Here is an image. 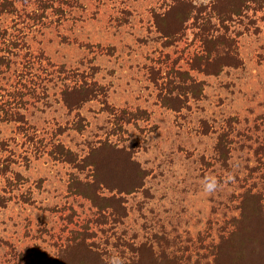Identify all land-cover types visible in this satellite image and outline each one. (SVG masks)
Returning a JSON list of instances; mask_svg holds the SVG:
<instances>
[{
    "label": "rangeland",
    "instance_id": "374dc122",
    "mask_svg": "<svg viewBox=\"0 0 264 264\" xmlns=\"http://www.w3.org/2000/svg\"><path fill=\"white\" fill-rule=\"evenodd\" d=\"M7 1L0 264H73L68 245L85 236L107 262L147 264L151 253L167 264L158 257L171 251L179 264H213L239 196L264 197V0ZM228 9V18L219 14ZM157 15L177 33L163 37ZM217 35L235 59L213 74L201 59L205 39ZM179 76L202 91L181 94L173 110L160 97L177 91ZM80 84L94 97L66 108L62 91ZM219 138L227 161L216 152ZM101 141L128 152L141 174L126 194V169L101 161L108 207L98 209L69 185L88 179L77 163ZM58 142L73 162L53 156ZM206 178L217 181L214 191L204 190Z\"/></svg>",
    "mask_w": 264,
    "mask_h": 264
},
{
    "label": "trees",
    "instance_id": "16d2710c",
    "mask_svg": "<svg viewBox=\"0 0 264 264\" xmlns=\"http://www.w3.org/2000/svg\"><path fill=\"white\" fill-rule=\"evenodd\" d=\"M178 3V1L176 0ZM241 4V3H240ZM10 5L7 0L0 2V14L4 12ZM236 12V11H235ZM224 13V18H228L232 13L230 9L221 11L219 14ZM177 21H179L177 19ZM156 26L161 35L165 38H169L177 32L171 30L169 26V16L157 15ZM207 55L203 56L201 62L204 64V68H211L213 74H217L222 67L231 66L235 58L231 55V45L225 40L224 36L217 35L211 40L205 39ZM185 73H179L184 75ZM186 75V74H185ZM179 76L178 86L175 90L166 93V95L160 97L161 103L164 106H168L173 110H177L180 104H182L181 94L190 93L191 95H198L202 91V87L198 86L189 77L185 79ZM187 79L190 84L183 85ZM191 81V82H190ZM197 87V88H196ZM175 92V93H174ZM94 90L88 89L84 84L79 86L67 88L62 91L63 105L72 109L79 106L81 103L88 101L94 97ZM17 118H20L17 117ZM80 130V129H79ZM4 143L0 140V148L2 149ZM56 151L53 156L62 161H72L71 152L65 148L61 143L54 145ZM216 152L221 157L220 159L228 160L230 149L224 146L221 139H218L216 144ZM109 159L115 168L114 171L118 172L123 167L129 174L132 180V187L124 189L126 194L131 193L134 187L133 181L137 180L141 174L140 170L136 169V163L123 148L111 144L107 141L99 142L98 146L94 145L89 147V151L84 158L81 159L80 163H77L79 168H89L90 175L85 181L76 180L75 183L70 184L69 188L75 195H79L83 198L88 199L91 204L98 208L103 209L106 206L103 202L104 197L100 196L101 186L109 185L106 184L105 180L101 178L100 171L103 160ZM76 160V159H74ZM111 165V164H109ZM111 165V167H112ZM112 167V168H113ZM114 186V185H113ZM111 188V186H110ZM118 188V187H113ZM120 192V189H117ZM116 200V198H113ZM239 214L237 217H232L229 229L227 232L223 231V234L219 236V242L213 245L211 255L213 256V264H264V197L260 192H253L252 190H245L242 195L239 196L238 207ZM87 237H76L71 240L68 245V252L74 259L73 264H110L103 259L101 253L97 249L94 243L87 242ZM175 254L171 251L162 255L160 253L159 259L167 264H179ZM147 264H154L156 258L153 254H149L147 257ZM161 261V262H162ZM129 260L128 262L122 261V264H136ZM139 264V263H138ZM195 264V263H194Z\"/></svg>",
    "mask_w": 264,
    "mask_h": 264
},
{
    "label": "clouds",
    "instance_id": "9594fccd",
    "mask_svg": "<svg viewBox=\"0 0 264 264\" xmlns=\"http://www.w3.org/2000/svg\"><path fill=\"white\" fill-rule=\"evenodd\" d=\"M203 187H204V190L208 192H212L217 187V181L214 178H211V179L206 178L204 181ZM110 264H122V260L119 256H114V257H111Z\"/></svg>",
    "mask_w": 264,
    "mask_h": 264
}]
</instances>
